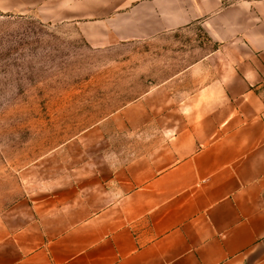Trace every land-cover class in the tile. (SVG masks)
<instances>
[{
	"label": "crops",
	"instance_id": "crops-1",
	"mask_svg": "<svg viewBox=\"0 0 264 264\" xmlns=\"http://www.w3.org/2000/svg\"><path fill=\"white\" fill-rule=\"evenodd\" d=\"M0 11L94 47L199 44L186 68L32 170L0 214V264H264V0H0Z\"/></svg>",
	"mask_w": 264,
	"mask_h": 264
},
{
	"label": "rangeland",
	"instance_id": "rangeland-1",
	"mask_svg": "<svg viewBox=\"0 0 264 264\" xmlns=\"http://www.w3.org/2000/svg\"><path fill=\"white\" fill-rule=\"evenodd\" d=\"M198 46L186 37L94 47L74 28L0 11V214L47 154L182 71Z\"/></svg>",
	"mask_w": 264,
	"mask_h": 264
}]
</instances>
